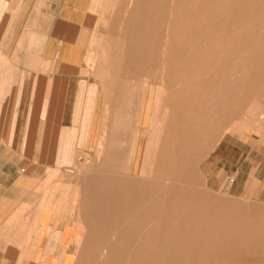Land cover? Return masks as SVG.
<instances>
[{
	"label": "rangeland",
	"instance_id": "obj_1",
	"mask_svg": "<svg viewBox=\"0 0 264 264\" xmlns=\"http://www.w3.org/2000/svg\"><path fill=\"white\" fill-rule=\"evenodd\" d=\"M8 1L0 16V131L24 66L20 57L37 49L29 31L43 7ZM169 1H91L96 19L113 31L122 26L116 32L130 52H143L144 80L137 93L135 86L127 91L128 106L113 108L108 116L105 108L102 155L80 153L68 171H48L47 187L60 175L81 181L79 235L65 246L70 250L57 253V264H264V199L248 193L247 179L233 180L215 161L223 139L264 138V0ZM137 18L135 40L125 23ZM130 70L134 75L135 68ZM169 75L175 77L173 91L164 83ZM169 93L175 94L174 110ZM116 131L127 147L122 151L127 180L121 187L103 179L106 148ZM31 221L18 229L23 239L38 230ZM9 243L15 249L2 250L1 262L6 264L7 253L19 264V248Z\"/></svg>",
	"mask_w": 264,
	"mask_h": 264
},
{
	"label": "crops",
	"instance_id": "obj_2",
	"mask_svg": "<svg viewBox=\"0 0 264 264\" xmlns=\"http://www.w3.org/2000/svg\"><path fill=\"white\" fill-rule=\"evenodd\" d=\"M91 1H24L43 7L29 31L37 49L20 57L24 66L13 88L11 112L2 120L6 126L0 131V264H4L1 251L15 249L9 242L19 248V264H57V253L79 235L81 181L60 175L47 187L48 171H68L80 153L102 155L105 108L109 107L106 116L113 108H125L127 91L135 86L137 93L143 85V52H130L128 42L116 32L122 26L113 31L96 19L90 12ZM8 2L0 0V16ZM134 21L125 24L136 40L141 21ZM164 83L173 91L175 77L169 75ZM151 101L152 97L148 108ZM168 102L174 110V93L168 94ZM172 127L174 134L173 118ZM122 138L116 131L103 163V179L110 186L114 180L115 187L125 186L127 180L122 155L127 147H122ZM237 141L223 139L215 161L234 175L233 180L247 179L248 193L264 199V138ZM30 220L38 230L23 239L18 229ZM5 256L6 264H14L15 256Z\"/></svg>",
	"mask_w": 264,
	"mask_h": 264
},
{
	"label": "bare ground",
	"instance_id": "obj_3",
	"mask_svg": "<svg viewBox=\"0 0 264 264\" xmlns=\"http://www.w3.org/2000/svg\"><path fill=\"white\" fill-rule=\"evenodd\" d=\"M155 1H156V0H155ZM170 1H171V0H170ZM170 1H169V3H170ZM252 1H253V0H252ZM204 2H206V1H204ZM252 3H253V2H252ZM153 4H154V2H153ZM241 4H242V3H241ZM167 5H169V4H167ZM251 5H252V4H251ZM251 5H250V6H251ZM147 6H148V5H147ZM205 6H206V5H205ZM239 6H240V5H239ZM150 7H151V6H150ZM160 7H161V6H160ZM163 7H164V6H163ZM168 7H169V6H168ZM203 7H204V6H203ZM203 7H202V8H203ZM205 8H206V7H205ZM214 8H218V9H219V7H214ZM241 8H242V7H241ZM247 8H248V7H247ZM252 8H253V7H252ZM155 9H157V8L154 7V10H155ZM207 9H208V8H207ZM248 9H249V8H248ZM150 10H151V9H150ZM231 11H232V10H231ZM249 11H250V10H249ZM252 11H253V10H252ZM252 11H251V12H252ZM262 11H264V10H262ZM159 12H160V11H159ZM242 12H243V11H242ZM246 12H247V11H246ZM254 12H255V11H254ZM262 13H263V12H262ZM262 13H261V15L263 16ZM172 14H173V12H172ZM207 14H208V13H207ZM211 14H212V13H211ZM215 14H216V13H215ZM217 14H218V13H217ZM249 14H250V13H248V15H249ZM200 15H202V13H201ZM205 15H206V14H205ZM168 16H169V15H168ZM196 16H197V15H196ZM211 16H212V15H211ZM212 17H214V16H212ZM236 17H237V16H236ZM238 17H239V16H238ZM257 17H258V16H256L255 18H257ZM169 18H170V17H169ZM194 18H195V17H194ZM242 18H243V16H242ZM247 18L249 19V17H247ZM258 18H259V17H258ZM154 19H155V18H154ZM202 19H203V18H202ZM205 19H206V18H205ZM217 19H218V18H217ZM193 20H194V19H193ZM209 20H210V19H209ZM219 20H220V19H219ZM219 20H218V21H219ZM237 20H238V19H237ZM244 20H246V19H244ZM163 21H164V20H163ZM197 21H198V20H197ZM234 21H235V20H234ZM242 21H243V19H242ZM248 21H249V20H248ZM195 22H196V18H195ZM199 22H201V21H199ZM244 22H245V21H244ZM168 23H169V22H168ZM171 23H172V20H171ZM196 23H197V22H196ZM213 23H214V22H213ZM215 23H216V21H215ZM151 24H152V23H151ZM206 24L208 25V23H206ZM156 25H157V24H156ZM197 25H198V24H197ZM203 25H204V22H203ZM214 25H215V24H214ZM146 26H147V25H146ZM169 26H170V25H169ZM195 26H196V25H195ZM210 26H212V25H210ZM236 26H237V25H236ZM238 26H239V25H238ZM166 27H167V26H166ZM174 27H175V26H174ZM187 27H188V26H187ZM200 27H202V26H200V24H199V28H200ZM213 27H214V26H213ZM193 28L195 29L194 26H193ZM197 28H198V27H197ZM209 28H210V27H209ZM226 28H227V27H226ZM146 29H147V28H146ZM203 29H205V27H204ZM203 29H202V30H203ZM224 29H225V28H224ZM199 30H200V29H199ZM205 30H206V29H205ZM217 30H218V29H217ZM248 30H249V29H248ZM248 30H247V31H248ZM251 30H252V29H251ZM253 30H254V29H253ZM195 31H196V30H195ZM200 31H201V30H200ZM223 31H224V30H223ZM223 31H222V32H223ZM169 32H170V31H169ZM197 32H198V31H197ZM202 32H203V31H202ZM202 32H201V36H202ZM204 32H205V31H204ZM210 32H211V30H210L208 33H210ZM252 32H253V31H252ZM138 33H139V32H138ZM140 34H141V33H140ZM141 35H142V34H141ZM205 35H206V34H205ZM214 35H216V34H214ZM144 36H145V35L143 34L142 37H144ZM165 36H166V35H165ZM169 36H171V35H168V37H169ZM199 36H200V34H199ZM207 36H208V35H207ZM223 36H224V35H223ZM239 36H240V35H239ZM243 36H244V35H243ZM243 36H242V37H243ZM249 36H250V35H249ZM252 36H253V33H252L251 37H252ZM224 37H225V36H224ZM242 37H241V38H242ZM251 37H250V38H251ZM254 37H255V36H254ZM169 38H170V37H169ZM219 38H220V37H219ZM222 38H223V37H222ZM222 38H221V39H222ZM237 38H238V36H237ZM251 39H252V38H251ZM215 40H217V39H215ZM218 40H219V39H218ZM232 40H233V39H232ZM241 40H242V39H241ZM245 40H246V39H245ZM168 41H170V40H168ZM221 41H223V40H221ZM235 41H236V40H235ZM188 42H190V41H188ZM230 42H231V41H230ZM238 42H240V41H238ZM238 42H237V43H238ZM190 43H191V42H190ZM231 44H232V43H231ZM140 45H141V43H140ZM216 46H217V45H216ZM216 46H215V47H216ZM230 46H231V45H230ZM167 47H168V46H167ZM187 47H188V45H187ZM192 47H193V45H192ZM217 47H218V46H217ZM217 47H216V48H217ZM185 48H186V47H185ZM199 48H200V47H199ZM210 48H211V47H210ZM230 48H231V47H230ZM230 48H229V49H230ZM143 49H144V48H143ZM186 49H187V48H186ZM195 49H196V48H195ZM232 49H233V48H232ZM129 50H130V49H129ZM198 50H199V49H198ZM218 50H219V49H218ZM218 50H217V51H218ZM179 51H180V50H179ZM179 51H178V53H179ZM196 51H197V50H196ZM210 51H211V50H210ZM191 52H192V51H191ZM193 52H194V51H193ZM205 52H206V51H205ZM151 53H152V52H151ZM199 53H200V52H199ZM230 53H231V52H230ZM167 54H168V53H167ZM205 54H206V53H205ZM205 54H204V55H205ZM185 55H186V54H185ZM190 55H192V53H191ZM174 56H175V55H174ZM207 57H208V56H207ZM210 57H211V56H210ZM210 57H209V58H210ZM196 60H197V59H196ZM208 61H210V60H208ZM208 61H207L206 63H208ZM221 61H223V60H221ZM221 61H220V62H221ZM177 62H178V61H177ZM213 62H215L214 59H213ZM224 63H226V62L223 61V64H224ZM180 64H182V63L180 62ZM197 64H198V63H197ZM174 65H175V64H174ZM177 65H178V64H177ZM183 65H184V64H183ZM187 66H188V65H187ZM198 66H199V65H198ZM203 66H204V65H203ZM225 66H226V65H225ZM174 67H175V66H174ZM181 67H182V66H180V69H181ZM209 67H210V66H209ZM185 68H186V67H185ZM185 68L183 67L184 71H185ZM189 68H190V67H189ZM205 68H206V66H205ZM180 69H179V70H180ZM199 69H200V66H199ZM181 70H182V69H181ZM181 70H180V72H181ZM191 71H192V70H191ZM191 71H190V72H191ZM178 73H179V72H178ZM182 77H183V76H182ZM184 79H185V78H184ZM77 161H78V160H77ZM162 171H163V170H162ZM174 171H175V170H174ZM147 176H148V175H147ZM149 176H150V175H149ZM89 184H90V183H89ZM82 185L84 186V184H82ZM90 185H91V184H90ZM94 185H96V184H94ZM94 185H93V186H94ZM97 185H98V184H97ZM87 186H88V185H87ZM66 187H67V186H66ZM157 187H158V186H157ZM86 188H87V187H86ZM95 188H96V187H95ZM97 188H98V187H97ZM158 188H159V187H158ZM93 190H94V189H93ZM95 190H96V189H95ZM95 190H94V191H95ZM101 190H102V189H101ZM80 191H81V190H80ZM85 191H86V190H85ZM97 191H98V190H97ZM157 191H158V189H157ZM95 192H96V191H95ZM67 193H68V192H67ZM79 193H81V192H79ZM88 194H89V192H88ZM93 194H95V193H93ZM93 194H92V196H94ZM66 196H67V195H66ZM78 196H79V195H78ZM88 196H89V195H88ZM90 196H91V195H90ZM97 196H98V195H97ZM95 197H96V196H95ZM95 197H94V198H95ZM91 198H92V197H91ZM96 198H97V197H96ZM92 199H93V198H92ZM94 200H95V199H94ZM100 201H101V200H100ZM184 201H185V200H183V202H184ZM89 204H90V203H89ZM91 205L93 206V204H91ZM95 206H96V205H95ZM76 207H77V206H76ZM93 208H94V207H93ZM76 209H78V208H76ZM62 210H63V209H62ZM62 210H61V211H62ZM65 210H66V209H65ZM169 210H170V209H169ZM91 211H92V210H91ZM94 211H95V210H93V212H94ZM155 211H156V210H155ZM109 212H110V211H109ZM147 212H148V211H147ZM147 212H146V213H147ZM191 212H192V211H191ZM169 213H170V212H169ZM153 214H154V213H153ZM155 214H157V213H155ZM155 214H154V215H155ZM79 215L81 216V214H79ZM175 215H176V214H175ZM146 216H147V214H146ZM171 216H172V215H171ZM171 216H170V217H171ZM185 216H186V215H185ZM187 216H188V215H187ZM95 217H96V216H95ZM151 217H152V215H151ZM151 217H150V219H151ZM177 217H178L177 219H179V216H178V215H177ZM79 218H80V217H79ZM146 218H149V217H146ZM146 218H145V220H146ZM182 218H183V217H182ZM214 218H215V217H214ZM95 219H96V218H95ZM95 219H94V220H95ZM140 219H142V215H141V218H140ZM163 219H164V218H163ZM186 219H187V217H186ZM238 219H239V218H238ZM79 220H80V219H79ZM96 220H97V219H96ZM166 220H167V219H166ZM166 220H165V221H166ZM193 220H195V218H194ZM218 220H219V219H218ZM240 220H242V219H240ZM147 221L149 222L148 219H147ZM147 221H145V222H147ZM182 221H184V220H182ZM214 221H215V220H214ZM238 221H239V220H238ZM145 222H142V223L140 222V223H141V224H143V223L146 224ZM162 222H163V221H162ZM178 222H179V221H178ZM210 222H212V221H210ZM75 223H76V222H75ZM149 223H150V222H149ZM163 223H164V222H163ZM167 223H168V222H167ZM167 223H166V224H167ZM213 223H215V222H213ZM78 224H79V223H78ZM164 224H165V223H164ZM166 224H165V225H166ZM169 224H171V223H169ZM173 224H174V223H173ZM209 224H211V223H209ZM209 224H208V225H209ZM222 224H223V223H222ZM107 225H108V224H107ZM150 225H152V224H150ZM150 225H149V226H150ZM153 225H154V224H153ZM160 225H161V224H160ZM204 225H205V224H204ZM204 225H203V226H204ZM213 225H214V224H213ZM216 225H217V223H216ZM218 225H219V224H218ZM112 226H113V225H112ZM154 226H156V224H155ZM220 226H221V225H220ZM72 227H73V226H72ZM136 227H138V226H136ZM164 227H165V226H164ZM167 227H168V226H167ZM170 227H171V225H170ZM208 227H209V226H208ZM218 227H219V226H218ZM222 227H223V226H222ZM165 228H166V227H165ZM210 228H211V227H210ZM166 229H167V228H166ZM228 229H229V228H228ZM228 229H227V230H228ZM231 229H232V228H230V230H231ZM63 230H64V229H63ZM114 230H115V229H114ZM84 231H85V230H84ZM205 231H206V230H205ZM208 231H209V230H208ZM217 231H218V234H219V231H221V230L218 229ZM81 233H82V232H81ZM122 233H123V232H122ZM203 233H204V232H203ZM207 233H210V231L207 232ZM82 234H83V233H82ZM148 234H149V233H148ZM221 234H223V233L221 232ZM84 235L86 236V234H84ZM104 235H105V234H104ZM104 235H103V236H104ZM207 235H208V234H207ZM216 235H217V234H216ZM224 235H226V234L224 233ZM227 235H228V234H227ZM236 235H237V234H236ZM94 236H95V235H94ZM222 236H223V235H222ZM79 237H81V236H79ZM96 237H97V236H96ZM206 237L208 238V236H206ZM210 237H212V236H210ZM239 237H240V236H239ZM76 238H77V237H76ZM84 238H85V237H84ZM223 238H224V237H223ZM227 238H228V236L226 237V239H227ZM237 238H238V237H237ZM220 239H222V237H221ZM235 239H236V238H235ZM208 240H209V239H208ZM208 240H207V241H208ZM215 240H216V239H215ZM230 240H231V239H230ZM238 240H239V239H238ZM207 241H206V242H207ZM242 241H243V240H242ZM260 242H261V241H260ZM226 243H227V241H226ZM205 244H206V243H205ZM221 244H223V243H221ZM141 245H142V244H141ZM74 246H75V245H74ZM261 247H262V246H261ZM95 248H96V247H95ZM64 249H65V248H64ZM69 249H70V248H69ZM73 251H74V250H73ZM139 252H140V251H139ZM138 254H140V253H138ZM140 258H141V257H140Z\"/></svg>",
	"mask_w": 264,
	"mask_h": 264
}]
</instances>
